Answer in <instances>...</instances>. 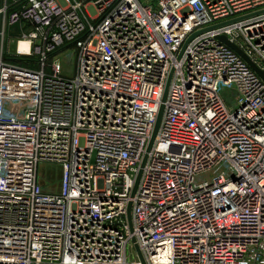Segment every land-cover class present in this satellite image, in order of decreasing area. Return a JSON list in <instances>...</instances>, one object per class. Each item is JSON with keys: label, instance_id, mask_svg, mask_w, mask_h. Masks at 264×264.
I'll return each instance as SVG.
<instances>
[{"label": "built area", "instance_id": "obj_1", "mask_svg": "<svg viewBox=\"0 0 264 264\" xmlns=\"http://www.w3.org/2000/svg\"><path fill=\"white\" fill-rule=\"evenodd\" d=\"M0 20V264H264V79L221 38L264 70V0H0Z\"/></svg>", "mask_w": 264, "mask_h": 264}, {"label": "rangeland", "instance_id": "obj_2", "mask_svg": "<svg viewBox=\"0 0 264 264\" xmlns=\"http://www.w3.org/2000/svg\"><path fill=\"white\" fill-rule=\"evenodd\" d=\"M8 27L9 26H7V31H6V45L8 47V44H7V40H8L9 41V49L8 50L10 52H14L13 49H15V46H13V44H11L14 40L13 41H12V39L9 40V38L7 36V34H8L7 33L8 32ZM225 96H226V98L229 101L232 99L231 95L228 92L225 93ZM42 165H41V168H40V172H41V174L43 176H46L47 179L53 178V177H54V179H57L58 178V175L61 172V168L60 167H58V166H56L54 164H48V165H43V166ZM128 257L131 260H135L137 258L136 248L134 246H132V245H129V247H128Z\"/></svg>", "mask_w": 264, "mask_h": 264}, {"label": "water", "instance_id": "obj_3", "mask_svg": "<svg viewBox=\"0 0 264 264\" xmlns=\"http://www.w3.org/2000/svg\"><path fill=\"white\" fill-rule=\"evenodd\" d=\"M222 40H224L228 45H230L232 48H234L257 72L258 74L264 79V70H262L255 62L252 58H250L238 45H236L234 42H232L228 37L224 36L221 37ZM161 116H162V111L159 115L158 118V123L157 126L155 128V132H154V136L153 139L156 135L160 120H161ZM152 139V141H153ZM131 204L129 205V209H128V215H129V219L131 218Z\"/></svg>", "mask_w": 264, "mask_h": 264}, {"label": "crops", "instance_id": "obj_4", "mask_svg": "<svg viewBox=\"0 0 264 264\" xmlns=\"http://www.w3.org/2000/svg\"><path fill=\"white\" fill-rule=\"evenodd\" d=\"M0 23H1V20H0ZM20 27V28H19ZM32 30V27L27 25V24H17V25H13V26H10L8 27V38L9 40L12 39V43L13 46L16 47V43H17V40L19 39H23L24 38V35L29 33L30 31ZM7 31V29H6ZM7 44H8V49H9V41L7 40ZM15 50V49H13Z\"/></svg>", "mask_w": 264, "mask_h": 264}, {"label": "bare ground", "instance_id": "obj_5", "mask_svg": "<svg viewBox=\"0 0 264 264\" xmlns=\"http://www.w3.org/2000/svg\"><path fill=\"white\" fill-rule=\"evenodd\" d=\"M20 41V48L22 49V50H28L29 48H30V43H29V41H27V40H24V39H20L19 40Z\"/></svg>", "mask_w": 264, "mask_h": 264}, {"label": "trees", "instance_id": "obj_6", "mask_svg": "<svg viewBox=\"0 0 264 264\" xmlns=\"http://www.w3.org/2000/svg\"><path fill=\"white\" fill-rule=\"evenodd\" d=\"M11 60H16V59H14V58H10Z\"/></svg>", "mask_w": 264, "mask_h": 264}]
</instances>
